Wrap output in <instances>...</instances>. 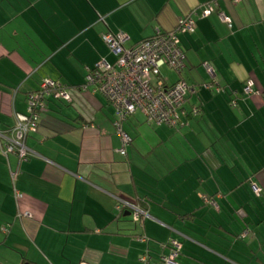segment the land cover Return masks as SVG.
<instances>
[{"label": "crops", "instance_id": "1", "mask_svg": "<svg viewBox=\"0 0 264 264\" xmlns=\"http://www.w3.org/2000/svg\"><path fill=\"white\" fill-rule=\"evenodd\" d=\"M211 1L0 0V134L11 136L43 80L72 97L47 103L29 160L0 150V254L14 260L5 264H142L145 251L167 254L171 239L178 264H264V0H214L200 17ZM186 16L195 32L178 36L184 69L160 71L167 85L195 87L182 125L128 116L121 157L113 107L80 90L98 63L115 62L102 36L125 34L129 48ZM248 81L258 95L243 93ZM122 202L145 208L142 226Z\"/></svg>", "mask_w": 264, "mask_h": 264}, {"label": "built area", "instance_id": "2", "mask_svg": "<svg viewBox=\"0 0 264 264\" xmlns=\"http://www.w3.org/2000/svg\"><path fill=\"white\" fill-rule=\"evenodd\" d=\"M242 0H232L234 4ZM260 1V0H256ZM214 2L202 6L200 17L207 18L215 10ZM222 22L230 26V19L223 13L219 14ZM195 32V22L190 16L179 20L176 28L170 32L155 31V34L142 42L127 48L129 38L125 34L106 33L102 41L115 57L113 64L102 60L89 71L85 84L80 90L91 87L102 94L114 109V128L120 138L121 147L118 153L125 157L130 138L122 130V123L128 116L135 113L144 115L146 122L154 125H164L176 128L180 125V116L188 96L195 94V87L179 79L172 85H167L162 76L161 69L167 67L180 76L184 69V54L180 48L179 35H191ZM211 74V69L205 67ZM246 95L254 93V84L248 81L243 90ZM57 100L67 104L72 103L69 89L53 80L42 81L38 91L27 96V116L18 120L16 127L11 131V136L0 134V148L4 155L15 154L20 160H25L30 151L25 146V137L29 132H34L39 112L44 111L48 100ZM198 111L195 110L194 113ZM256 194L261 192L255 185L252 186ZM15 192V198L20 199V194ZM213 204L212 201H205ZM132 214L135 223L148 218V213L137 205L122 202ZM31 219L29 213L20 215ZM5 232V231H4ZM141 238L140 242H145ZM167 254L163 255L158 264H178L181 244L177 240H170L165 246ZM141 262L151 264L148 257H142Z\"/></svg>", "mask_w": 264, "mask_h": 264}, {"label": "trees", "instance_id": "3", "mask_svg": "<svg viewBox=\"0 0 264 264\" xmlns=\"http://www.w3.org/2000/svg\"><path fill=\"white\" fill-rule=\"evenodd\" d=\"M243 1V0H242ZM211 2H214V0H212ZM231 2H232V0H231ZM207 3H209V2H207ZM207 3H205V4H207ZM240 3V2H239ZM204 4V5H205ZM238 4V3H237ZM214 5H215V3H214ZM202 7V6H201ZM220 13H222V12H218V16H219V14ZM224 14V13H223ZM225 15V14H224ZM226 16V15H225ZM227 17V16H226ZM221 20V19H220ZM228 25V24H227ZM184 81V80H183ZM42 83V82H41ZM246 84H247V82H246ZM41 85V84H40ZM66 86V85H65ZM246 86V85H245ZM40 87V86H39ZM67 88H68V86H66ZM244 90V89H243ZM36 91H38V90H36ZM36 91H34V92H36ZM216 92L217 93H220V89H216ZM30 93H32V92H30ZM30 93H28V94H26V102H27V96L30 94ZM244 93V92H243ZM246 95V94H245ZM192 96V95H191ZM248 96H251V95H248ZM189 98V96L187 97V99ZM187 99H186V101H187ZM50 100H52V99H50ZM50 100H48L47 101V103L50 101ZM55 101H57V100H55ZM59 102H61V101H59ZM47 103L45 104V109H46V107H47ZM26 106H27V103H26ZM27 109V108H26ZM45 109H44V111H45ZM195 110H197L198 112L197 113H194V111ZM44 111H41V112H39V114H38V117H37V120H36V130L34 131V132H29L27 135H26V137H25V146L27 147V144H26V142H27V139L31 136V135H34V134H36L37 132H38V129H39V125H40V116H41V114H43L44 113ZM182 112H184L183 110H182ZM198 113H200V110L199 109H192V111H191V113H190V115H192V116H196V115H198ZM184 115H185V113H184ZM184 115H181L180 116V125H182V123H181V117H183ZM24 116H27V110H26V114L24 115ZM147 123V122H146ZM147 124H149V123H147ZM151 125V124H150ZM180 125L178 126V127H176V128H179L180 127ZM156 126H158V125H156ZM169 128H173V127H169ZM176 128H173V129H176ZM130 138V137H129ZM130 140H131V142H130V145L132 144V139L130 138ZM129 145V146H130ZM128 146V147H129ZM128 147H127V149H128ZM27 149L30 151V149L27 147ZM0 150H1V148H0ZM2 151V150H1ZM3 153V152H2ZM15 155V154H14ZM32 155H33V153L30 151V153H29V155L27 156V158L25 159V160H20L19 159V157L17 156V155H15L17 158H18V160L20 161V162H25V161H27V160H29V158H31L32 157ZM121 156V155H120ZM126 156H127V154H126ZM125 156V157H126ZM122 157V156H121ZM124 157V158H125ZM255 184L254 183H250V187H251V189H252V186H254ZM256 186V185H255ZM257 187V186H256ZM258 188V187H257ZM258 189H260V188H258ZM15 191V190H14ZM252 191H253V189H252ZM253 193L254 194H256L254 191H253ZM256 195H258V194H256ZM21 196V195H20ZM22 197V196H21ZM21 197H20V199H21ZM14 198H15V192H14ZM204 198V197H203ZM20 199H16L15 198V200H16V202H17V204H18V202H19V200ZM212 201V200H210V199H208V198H204V202L205 201ZM205 203H207V202H205ZM207 204H209V203H207ZM137 206H139L141 209H143V210H145V208L144 207H142L141 205H137ZM146 211V210H145ZM147 212V211H146ZM148 213V212H147ZM19 217H21V216H19ZM131 217H132V214H131ZM149 217V216H148ZM146 219V218H145ZM145 219H142L140 222H138V223H136V224H139V225H141L142 226V222L145 220ZM134 222V221H133ZM135 223V222H134ZM5 231V232H4ZM2 232L4 233V234H7V229L6 228H3L2 229ZM141 238H145L146 240H145V242H143V243H148L149 242V239L147 238V237H145L144 235H140V236H138L137 237V241L138 242H140V239ZM172 240V239H171ZM174 240V239H173ZM170 241V240H169ZM169 241H168V243H169ZM140 243H142V242H140ZM167 243V244H168ZM166 244V245H167ZM165 245V246H166ZM181 250H182V248H181ZM163 255H165V254H162V255H160L159 256V258L157 259V260H154L151 256H150V254L148 253V251H145L143 254H142V256L140 257V262H141V258L142 257H148V261L151 263V264H158L159 263V261H160V259H161V257L163 256ZM180 256H181V252H180ZM180 256H179V258H180ZM178 258V259H179ZM142 263V262H141ZM142 264H144V263H142Z\"/></svg>", "mask_w": 264, "mask_h": 264}, {"label": "rangeland", "instance_id": "4", "mask_svg": "<svg viewBox=\"0 0 264 264\" xmlns=\"http://www.w3.org/2000/svg\"><path fill=\"white\" fill-rule=\"evenodd\" d=\"M167 68V67H165ZM168 70L172 71L171 69L167 68ZM10 256H8L7 258L5 256H2V254H0V263L5 264L6 261H10L11 263H14V260L12 258H9Z\"/></svg>", "mask_w": 264, "mask_h": 264}, {"label": "water", "instance_id": "5", "mask_svg": "<svg viewBox=\"0 0 264 264\" xmlns=\"http://www.w3.org/2000/svg\"><path fill=\"white\" fill-rule=\"evenodd\" d=\"M26 264H30V263H26Z\"/></svg>", "mask_w": 264, "mask_h": 264}, {"label": "flooded vegetation", "instance_id": "6", "mask_svg": "<svg viewBox=\"0 0 264 264\" xmlns=\"http://www.w3.org/2000/svg\"><path fill=\"white\" fill-rule=\"evenodd\" d=\"M0 264H3V263H0Z\"/></svg>", "mask_w": 264, "mask_h": 264}]
</instances>
